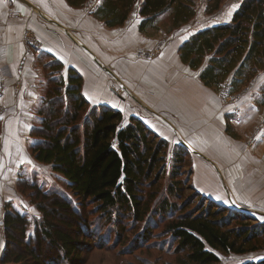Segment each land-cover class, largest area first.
I'll return each instance as SVG.
<instances>
[{"label":"trees","instance_id":"1","mask_svg":"<svg viewBox=\"0 0 264 264\" xmlns=\"http://www.w3.org/2000/svg\"><path fill=\"white\" fill-rule=\"evenodd\" d=\"M66 1L80 7L88 0ZM221 1L212 0L209 9L214 11ZM134 12L142 17L139 28L144 32L156 29L168 12L170 28L177 29L191 20L195 9L193 0H102L93 14L106 26L118 27ZM178 53L204 85L228 95L239 93L264 69V0H243L228 22L196 30L179 45ZM35 66L42 75L43 96L28 150L37 162L50 165L66 180L77 205L61 190H45L19 175L16 188L38 214L28 215L29 207L5 204L0 264H83L82 254L94 247L88 245L91 236L82 227L92 205L90 214H100L105 226L115 225L110 232L117 237L114 244L127 245V234L137 236L125 254L159 252L158 262L139 253L126 264H216L220 254L264 248V224L233 225L239 213L192 187L193 167H188L187 178L180 177L190 158L186 145L170 148L167 139L138 117L124 123L121 110L92 105L83 92V75L73 67L64 74L63 63L50 53L38 52ZM259 103L264 104V97ZM1 131L0 120V144ZM226 132L237 137L229 122ZM163 178L168 181L162 182ZM186 183L193 193L183 199ZM196 196L201 199L191 207ZM157 215L160 221L153 227L164 224L160 233H153V227L134 232L135 226H144ZM167 216L170 219L165 221ZM123 218L132 224L122 225ZM164 233H170L171 241L157 243ZM168 255L173 258L165 259ZM243 264H264V258Z\"/></svg>","mask_w":264,"mask_h":264},{"label":"crops","instance_id":"2","mask_svg":"<svg viewBox=\"0 0 264 264\" xmlns=\"http://www.w3.org/2000/svg\"><path fill=\"white\" fill-rule=\"evenodd\" d=\"M95 7L91 0L82 7L66 0H0V166L9 154L3 165L7 172L0 176L1 250L5 204L37 212L16 188V172L33 160L27 138L43 96L42 75L35 66L41 50L63 63L64 74L73 67L83 75V92L92 105L121 110L124 123L138 117L167 139L170 148L186 145L198 192L219 204L264 214V207L257 209L264 200L257 186L264 182V157L259 156L264 153V124L259 128L258 122L264 116L252 107L255 102L246 97L224 101L181 61L178 47L194 30L148 35L139 28L142 17L133 14L124 25L108 27L93 14ZM157 46L160 50L152 57L138 54ZM114 76L122 81L124 96L112 89ZM231 112L235 127L229 123L237 137L226 132Z\"/></svg>","mask_w":264,"mask_h":264},{"label":"rangeland","instance_id":"3","mask_svg":"<svg viewBox=\"0 0 264 264\" xmlns=\"http://www.w3.org/2000/svg\"><path fill=\"white\" fill-rule=\"evenodd\" d=\"M90 1V0H89ZM243 0H222L220 5L218 6L217 9H215L214 11H211L210 5H212V0H193V4H194V9H195V14L194 16L191 18L190 21H188L187 23L183 24L182 26H180L177 29H171L170 25H171V16L170 13H166L165 15L162 16V18L159 20L158 25L156 27V29L153 28H149L146 29L144 31L145 34L149 33H154L155 30L158 32L159 30L162 31V33L165 34L166 37L171 36V35H178L179 33H186V31H196L198 29H202L205 27H208L212 24H216V23H223V22H228L234 12L238 9V7L240 6L241 2ZM93 7H98L100 5V3L102 2V0H91ZM82 7V6H81ZM95 7V8H96ZM140 15H138L137 13H133V17H136ZM165 41V39H163ZM155 48H160L159 46L155 47ZM148 52L147 51H142L139 52L138 54L142 55V54H146ZM143 56V55H142ZM145 56V55H144ZM143 56V57H144ZM145 58H147L145 56ZM103 71L105 73L106 69H103ZM114 79V81H113ZM113 79H111V87L114 90V92L118 93L119 95L124 96V89H123V83L122 81L114 76ZM15 87L18 90L20 88V84L17 81L15 83ZM0 92H1V88H0ZM226 91H219L217 92L218 95H220V97H222L224 99V101L227 102H231L234 101L233 99L236 97H246L248 98V101L251 102H255V104L253 103L252 107H256L258 108V112L261 116H264V104H260L259 100L261 97H264V69H262L261 71L258 72V74L250 81L247 83L246 86H243L242 90L237 93V94H233V95H228L225 93ZM254 99V100H253ZM234 112L228 113L227 117H228V122L231 123L232 126H234V123L231 122L230 120L233 118L235 119L236 116ZM250 118V117H248ZM230 119V120H229ZM240 119V118H239ZM259 124V128L261 127V125L264 124V118L260 121H258ZM235 127V126H234ZM2 133V131H1ZM252 136V135H249ZM253 137V136H252ZM254 138V137H253ZM28 139L27 138V145H28ZM248 143H253L252 141H249ZM116 144V142H115ZM178 145V144H176ZM1 148V146H0ZM190 151V150H189ZM190 158H188L187 160V165L186 167H183V171H186L185 174H181L180 177L183 178H187L188 174H187V169L188 167H192L193 165V156H192V152L190 151ZM170 154H171V150H170ZM9 154H5L3 156V163L0 166V176L1 175H5L6 174V169L3 168V165L5 164V162L7 161V157ZM31 155V154H30ZM259 156H263L264 157V153H260ZM32 157V155H31ZM33 158V157H32ZM170 155H169V162H168V167L171 165L170 164ZM171 167V166H170ZM170 169V168H169ZM169 174V173H168ZM16 175H22L24 177H27L29 180H33L36 183H38L41 188L43 189H48V188H52V189H59L61 190L64 194H66L70 199L71 202L75 205H77V201L74 197V194L70 191L66 180L59 174H57L56 172L52 171L51 166L48 164H43L40 162H37L34 158L32 160V162H28L25 164H21L19 166V168L17 169ZM162 182H167L168 179L167 178H163L161 179ZM160 180V181H161ZM191 184H192V176H191ZM183 186H185L184 190H183V199H187L189 198V196L191 195V193H193V190L191 189L189 183L187 186V183L184 184ZM257 186L261 189V197L262 198L264 195L262 192H264V182H260L257 184ZM192 187L195 189L194 185L192 184ZM196 190V189H195ZM197 191V190H196ZM200 193V192H199ZM201 194V193H200ZM203 195V194H201ZM207 197V196H206ZM209 198V197H208ZM23 200L25 201H29L28 198H24L22 197ZM200 197L196 196L193 198V203L191 205V207H194L195 205H197V203H199L200 201ZM218 203V202H216ZM207 204V203H206ZM219 204V203H218ZM259 207L257 209H261V207H264V200H260L258 202ZM19 208L22 209L23 206L18 205ZM93 206V205H92ZM92 206H88V210L87 213H89L88 216V221L86 224H83V231L84 232H88L90 234V241L88 242V245L94 246L92 250H89L88 252L85 251V253L82 254L81 258L79 259L80 261L83 262V264H126L129 260H133L136 254L145 256V259L148 258L149 260L151 259V261H154L155 259H157L156 262H158L160 259H158V250H151L149 254L145 253V252H135V255H129V254H125L126 251L129 249H127V245L132 244L133 240L135 238H137V236H135V234H127L128 237V244L126 245L125 243L123 244H114L116 242V235L113 233L112 236H110V232L112 231L111 227L114 226H105L103 225V223L100 221L99 215L100 214H90L92 212H94L93 207ZM228 206V205H226ZM230 211H234L239 213L240 217L239 219H237V221L234 220L233 225H249V226H254V225H258V227H260L261 225L264 224V214L263 213H259V210L255 211V210H246L243 207H238V205H234L232 204L231 206H228ZM24 208V207H23ZM256 208V207H255ZM31 209V208H30ZM34 209V208H33ZM28 215L31 214L34 215V213L38 212H34V211H29L27 210ZM162 215L160 214V217ZM160 217L157 215L156 218L154 220H151V222H148L146 225L142 226H135L137 227L136 230H134V232H136V234L140 231H143L146 227L152 228L155 225V221L158 219V221H160ZM169 218V216H167L165 218V221H167ZM122 225H128L130 226L132 224L131 220H127L125 218H123V220L121 221ZM110 227V229H109ZM126 227V226H125ZM164 227V224H159L157 227H153V233H160L159 231ZM87 229V230H86ZM172 236L170 235V233H164L161 234L159 237V240L157 243H159L160 241L167 239L169 241H171ZM150 242H155L154 240H151ZM172 248L175 247V242H172ZM0 253H1V248H0ZM164 253V252H163ZM221 255V260L219 263L216 264H243L245 262L248 261H254V260H260L262 258H264V248L263 249H258L255 251H250L244 254H235V253H229V254H220ZM165 259H171L173 258V256L171 257V255L165 256ZM161 262L157 263L160 264ZM153 264V262L151 263Z\"/></svg>","mask_w":264,"mask_h":264},{"label":"built area","instance_id":"4","mask_svg":"<svg viewBox=\"0 0 264 264\" xmlns=\"http://www.w3.org/2000/svg\"><path fill=\"white\" fill-rule=\"evenodd\" d=\"M160 48H154L150 51H148L146 54H144L146 57H152L154 56L155 54H157L159 52Z\"/></svg>","mask_w":264,"mask_h":264}]
</instances>
